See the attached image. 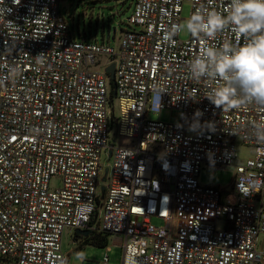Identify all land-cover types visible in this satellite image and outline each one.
<instances>
[{
  "label": "built area",
  "instance_id": "2783aa9c",
  "mask_svg": "<svg viewBox=\"0 0 264 264\" xmlns=\"http://www.w3.org/2000/svg\"><path fill=\"white\" fill-rule=\"evenodd\" d=\"M61 1L0 0V264H68L67 230L120 238L121 264H264V143L254 131L264 108L222 111L206 98L221 82L188 73L202 47L235 35L165 38L186 3L192 15L229 0H132L116 47L79 40ZM163 110L180 122L149 119ZM114 128L129 145L112 143ZM237 141L255 157L236 166L233 188L203 186V170L234 166Z\"/></svg>",
  "mask_w": 264,
  "mask_h": 264
},
{
  "label": "clouds",
  "instance_id": "9594fccd",
  "mask_svg": "<svg viewBox=\"0 0 264 264\" xmlns=\"http://www.w3.org/2000/svg\"><path fill=\"white\" fill-rule=\"evenodd\" d=\"M183 31L202 42L214 40L225 31L234 33V42L202 47L188 63L189 76L197 82H221L208 91L206 98L222 111L245 105L264 108V0H229L223 12L197 8L183 24L173 25L165 38L172 41ZM42 61V54L38 55L37 62ZM17 75L19 69L13 68L11 76ZM164 93L163 89H154L152 111L161 110ZM254 131L258 141L264 143V123L257 124ZM76 258L83 262L86 254L79 252Z\"/></svg>",
  "mask_w": 264,
  "mask_h": 264
},
{
  "label": "rangeland",
  "instance_id": "374dc122",
  "mask_svg": "<svg viewBox=\"0 0 264 264\" xmlns=\"http://www.w3.org/2000/svg\"><path fill=\"white\" fill-rule=\"evenodd\" d=\"M61 13L68 22L72 33L80 40L88 38V41L98 40L100 42H110L112 46H117L119 37L124 30H129L128 18L133 12L132 0H63L60 3ZM191 5L186 3L183 8V24L191 16ZM181 40L187 41L191 35L186 31L181 32ZM115 116H120L119 106L115 105ZM149 119L156 122L174 123L180 122L178 111L163 110L160 113H151ZM111 141L116 146H127L129 139L119 137L117 129L111 132ZM238 157L234 166L220 170H203L200 175V183L203 186H214L225 190H231L236 180L237 168L239 164L246 163L249 159L255 157V150L246 146L240 141L236 142ZM102 163L105 169L108 167V156L102 157ZM60 179L52 180V187L60 186ZM154 224L161 226L163 223L157 219ZM224 223L219 222L218 228L223 229ZM76 231L67 230L63 237V252L67 256L68 264H103V258L106 254L110 257L109 264H121L123 257V248L120 244L115 245L113 239L109 242V247L99 248L94 245L86 244L85 239L75 241ZM84 252L86 259L81 262L76 258V254Z\"/></svg>",
  "mask_w": 264,
  "mask_h": 264
},
{
  "label": "trees",
  "instance_id": "16d2710c",
  "mask_svg": "<svg viewBox=\"0 0 264 264\" xmlns=\"http://www.w3.org/2000/svg\"><path fill=\"white\" fill-rule=\"evenodd\" d=\"M109 235L94 234L85 239L86 244L94 245L99 248H108L109 246Z\"/></svg>",
  "mask_w": 264,
  "mask_h": 264
},
{
  "label": "water",
  "instance_id": "95a60500",
  "mask_svg": "<svg viewBox=\"0 0 264 264\" xmlns=\"http://www.w3.org/2000/svg\"><path fill=\"white\" fill-rule=\"evenodd\" d=\"M106 72L110 75V79L113 80L114 76H115V65H111L110 67H108L106 69ZM111 154H112V151H110V157H111ZM107 172H108V169H106V174H107ZM104 191H105V188L103 187L102 188V192L104 193ZM76 234H77L78 237H80V236L89 237L91 235V232H88V231H85V232L77 231Z\"/></svg>",
  "mask_w": 264,
  "mask_h": 264
},
{
  "label": "crops",
  "instance_id": "0c3cea01",
  "mask_svg": "<svg viewBox=\"0 0 264 264\" xmlns=\"http://www.w3.org/2000/svg\"><path fill=\"white\" fill-rule=\"evenodd\" d=\"M80 237H81V236H80ZM80 237H78L77 234H76V239H75V241L78 242L79 240H83V239H81ZM86 238H87V237H86ZM86 238H85V239H86ZM112 239H113L115 245L121 244V239H120V238H115V237L113 238V237H110L109 242H110ZM107 249H111V247L108 246Z\"/></svg>",
  "mask_w": 264,
  "mask_h": 264
}]
</instances>
